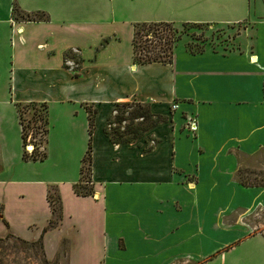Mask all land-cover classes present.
Wrapping results in <instances>:
<instances>
[{
	"label": "crops",
	"instance_id": "obj_1",
	"mask_svg": "<svg viewBox=\"0 0 264 264\" xmlns=\"http://www.w3.org/2000/svg\"><path fill=\"white\" fill-rule=\"evenodd\" d=\"M152 22L243 26L225 45L136 63L134 26ZM124 103L168 121L114 142L106 127ZM29 104L47 107L43 160L23 158L17 106ZM89 143L93 193L81 196ZM241 168L264 173L257 0H0V237H41L48 260L67 240V264H264V230L249 225L264 186L240 184ZM51 185L62 218L43 231Z\"/></svg>",
	"mask_w": 264,
	"mask_h": 264
},
{
	"label": "rangeland",
	"instance_id": "obj_2",
	"mask_svg": "<svg viewBox=\"0 0 264 264\" xmlns=\"http://www.w3.org/2000/svg\"><path fill=\"white\" fill-rule=\"evenodd\" d=\"M258 4L264 5V0H257ZM15 18H22L21 12L13 14ZM178 28V32L175 35L180 34V39L176 44L185 43L188 50L201 51L206 45L214 48L218 45H225L230 41V38L234 37L238 30L241 29L243 24L228 25V26H214V25H193L191 27L183 28L180 24H175ZM148 40L152 41V45L155 44L159 47L162 44V40H158L154 34L148 33L145 35L143 32L138 36V56H142L144 51L141 47L149 45ZM140 49V50H139ZM35 108L31 106L20 107L22 115V122L24 125L30 124L26 127V134L31 132L34 119L43 114L40 107ZM93 115L92 109L89 110ZM156 121L155 116L151 115L148 107L141 104H119L114 113L108 120V127H106V134L116 142H133L143 132L150 127V125ZM168 121V118L165 122ZM42 120H37V125H41ZM162 123V122H159ZM158 123V124H159ZM33 136L35 137V143L44 145V133L39 127L36 131L33 130ZM43 152V151H42ZM42 166L44 172H50L52 168L51 162L44 161ZM237 180L242 181L244 184L253 186H264V173L252 171L250 169L241 168L236 175ZM84 180H88V175ZM89 187V183H85ZM250 232H261L264 230V209H254L250 213ZM67 250L68 241L63 240L60 245V251L52 260L46 259L41 252L40 243L38 241L28 242L8 234L7 236L0 237V264H67ZM189 264V263H188Z\"/></svg>",
	"mask_w": 264,
	"mask_h": 264
},
{
	"label": "trees",
	"instance_id": "obj_3",
	"mask_svg": "<svg viewBox=\"0 0 264 264\" xmlns=\"http://www.w3.org/2000/svg\"><path fill=\"white\" fill-rule=\"evenodd\" d=\"M16 12H21L16 6L13 7V14ZM23 19H44V17L40 14H36L35 16H31L29 14H25L21 12ZM183 28L185 27H191L193 25H200V24H194V23H181L180 24ZM178 28L175 26V23L171 22H152V23H140L136 24L134 26V34L132 38V45H133V54H134V61L139 64H147L152 62H162V63H169L171 61V56L173 52V48L177 41L180 39V32L178 35H175L178 32ZM143 32H145V35L154 34L158 40H162V44L158 47L156 44L153 46L152 41L147 40L149 42V45H143L141 47V50L144 51V54L142 56H138V36L141 35ZM140 50V49H139ZM31 106L32 108H35V113H37V108L40 107L43 111L42 115H39L37 118L34 119L33 130H37L39 127L42 129V132L44 133V142L46 139V133H47V118H46V110L47 107L45 104H29V105H22L17 106V111L20 119V123L22 125V115L20 112V107H28ZM88 116H89V133L91 135L92 127L94 123V115L90 114V111L88 110ZM156 121L153 122L151 126H154L158 124L159 122H163L166 120L165 116L162 115H155ZM42 120L41 125H37V120ZM30 124L23 125V131H22V139L24 142L25 136L27 135L25 132L26 127H29ZM34 134V133H33ZM110 139L114 142L111 137ZM122 142V141H119ZM36 144V143H35ZM39 145V144H36ZM46 157V153L43 152H37L35 149L31 154H28L24 151L23 158L24 159H30V160H43ZM90 159H91V144L89 143L88 149L86 150V153L84 154L82 158V166H81V181L74 185V191L77 195L81 196H87L91 195L93 193L92 187L86 186V182H89L90 178ZM86 175H88V180H84L86 178ZM240 184L247 186L242 181H240ZM47 200L51 209V217L48 221V224L43 228V231H46L47 229L54 228L58 226V224L61 221L62 218V208H61V200L60 196L57 192V188L54 185H51L48 187L47 190ZM8 235V234H7ZM6 235V236H7ZM38 242L41 244V237L38 239Z\"/></svg>",
	"mask_w": 264,
	"mask_h": 264
},
{
	"label": "built area",
	"instance_id": "obj_4",
	"mask_svg": "<svg viewBox=\"0 0 264 264\" xmlns=\"http://www.w3.org/2000/svg\"><path fill=\"white\" fill-rule=\"evenodd\" d=\"M171 108L175 109L176 105L172 104ZM23 125H24V123L22 122V125H21L22 131H23ZM185 125L190 132L196 131L197 124H196V121L194 119H190L189 122L185 123ZM35 140L36 139L33 136V129H31V132L28 133L24 139V151L27 152L28 154H31L35 149L37 150V152L44 151L43 145H40V144L36 145Z\"/></svg>",
	"mask_w": 264,
	"mask_h": 264
}]
</instances>
